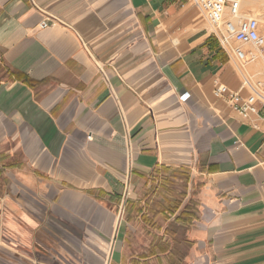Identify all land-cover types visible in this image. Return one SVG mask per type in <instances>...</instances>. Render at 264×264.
I'll use <instances>...</instances> for the list:
<instances>
[{
  "label": "crops",
  "instance_id": "obj_1",
  "mask_svg": "<svg viewBox=\"0 0 264 264\" xmlns=\"http://www.w3.org/2000/svg\"><path fill=\"white\" fill-rule=\"evenodd\" d=\"M220 84L248 93L191 0H0V264H130L121 207L158 164L198 202L167 220L181 264H264V118Z\"/></svg>",
  "mask_w": 264,
  "mask_h": 264
},
{
  "label": "trees",
  "instance_id": "obj_2",
  "mask_svg": "<svg viewBox=\"0 0 264 264\" xmlns=\"http://www.w3.org/2000/svg\"><path fill=\"white\" fill-rule=\"evenodd\" d=\"M7 70L3 75L9 77ZM21 80L30 81L23 74ZM190 169L187 166L172 167L163 164L143 175L140 188L136 186L138 198L128 196L125 202L124 220L136 223L145 232L144 246L132 245L130 264H181L185 253L182 244H189L184 234L173 232L169 216L184 230L198 218V202L190 194ZM159 232H162L159 234ZM171 236V237H170Z\"/></svg>",
  "mask_w": 264,
  "mask_h": 264
},
{
  "label": "built area",
  "instance_id": "obj_3",
  "mask_svg": "<svg viewBox=\"0 0 264 264\" xmlns=\"http://www.w3.org/2000/svg\"><path fill=\"white\" fill-rule=\"evenodd\" d=\"M191 2L205 16L210 31L225 51L237 61L242 86L248 91L246 95H241L238 90L220 84L214 89L215 94L225 97L232 109L244 117L257 113L264 118V70L261 73L246 70L250 62L262 60L264 63V20L245 15L241 10V0ZM45 24L42 22L40 26ZM244 46H249V50ZM187 97L186 92L179 95L182 101Z\"/></svg>",
  "mask_w": 264,
  "mask_h": 264
},
{
  "label": "rangeland",
  "instance_id": "obj_4",
  "mask_svg": "<svg viewBox=\"0 0 264 264\" xmlns=\"http://www.w3.org/2000/svg\"><path fill=\"white\" fill-rule=\"evenodd\" d=\"M241 7H242L241 10L245 15L255 16V17H258L260 20H264V0H241ZM246 70H247V68H246ZM251 73H255V72H251ZM128 196L125 198L124 205H122V207H121L122 208L121 214H123V220H124V212H125V202H126ZM126 224H127V231L130 232L127 235L128 236L127 237V243L131 241L132 245H136V244L139 245L141 243L144 246L145 245L144 244V241H145L144 238H142V239L139 238L141 235L140 233H138V235H137V232L141 231L142 229L140 227H138L137 230L132 231L128 227V224L132 225L133 227L134 226L136 227L138 224L130 223V222H128ZM130 260L131 259H129V262H130Z\"/></svg>",
  "mask_w": 264,
  "mask_h": 264
}]
</instances>
